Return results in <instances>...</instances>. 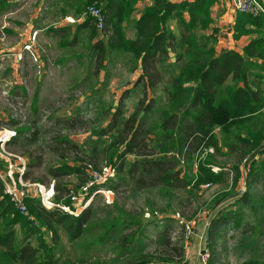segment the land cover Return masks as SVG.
<instances>
[{"label": "trees", "instance_id": "1", "mask_svg": "<svg viewBox=\"0 0 264 264\" xmlns=\"http://www.w3.org/2000/svg\"><path fill=\"white\" fill-rule=\"evenodd\" d=\"M136 2L137 0H87L78 9V14L97 4L106 17L104 29L98 30L94 18L87 14L85 23L75 32L70 27H63L62 34L59 35L64 39L63 45L65 41L75 44L82 35L81 29L87 28L90 40L96 39L91 49L97 56L98 74L102 69L105 70L106 61H115L121 54L131 57L133 68L141 65L143 73L135 84H143V97L139 101V107L143 105L150 89L153 92L159 84L165 83L163 96L158 97L159 104L153 97L143 111L134 112L125 120L123 133L116 138L117 146L114 148L125 144L119 157L126 154L145 157L154 155L157 151L175 152L182 161L185 156L192 159L196 153L205 151L204 156L198 157L199 160L195 163V172L193 168H189L190 172H186V176L174 169L178 162L176 157L140 160L143 169L141 178L137 180L138 185L145 183V180L154 179L157 183L153 182L151 186L160 185L163 189H172L177 182H182L183 187L192 188L189 190L192 194L203 183L225 182L226 175L229 174L235 189L243 176L240 165L244 159L258 150L263 151L264 124L250 131V137L237 136V141L243 148L237 155L239 160L242 159L238 165H220L214 159L215 153L207 149L213 147L215 151L220 150L215 127L220 126L226 131L234 126H244L264 106V97L249 86L247 73L249 66L254 65L248 57L264 59V16L237 12L234 38L250 33H257L258 36L244 48L243 55L228 51L218 57L215 53V33L218 29L212 26V6L217 0H152V4L136 20V37L132 39L127 37L123 24L134 12ZM171 19L177 20L179 36L169 27ZM211 28L213 33L206 34L205 31ZM70 34H73L72 40L66 38ZM102 35L106 37V41L101 39ZM171 46L177 52L173 63L168 62ZM230 75L236 84L223 86ZM240 83L244 85L240 86ZM157 105L161 118L156 123L161 129L158 134L161 142L156 144L155 150L149 142L150 137L156 135L151 133L153 129L149 127L146 113L154 111ZM29 130L31 128H18V136ZM35 134L33 132L32 135L36 138ZM136 136L139 140L135 142ZM60 139L61 142L70 143L67 135ZM235 148L238 147L235 145ZM117 152L118 149L105 153L109 160H104L103 164L97 165L91 160L88 162L95 168L112 165L118 171L121 166L118 159L115 160ZM255 159L254 157L249 172L245 174V189H238V193L234 194L238 197L235 201L237 208L224 209L220 206L209 222L207 244L212 253L209 264L215 261L217 252L214 245L221 239L222 229L228 225L240 226V216L245 206L257 209L255 201L259 196L254 194L253 188L260 178L264 182V159ZM2 165L0 161V167ZM215 165L221 168L219 172L212 169ZM87 171L88 168L69 162L52 168L51 175L56 180L54 201L75 209L70 200L74 190L63 178L75 175L84 183L88 179ZM24 178L29 180L28 172L24 174ZM229 197L228 193H224L222 199ZM26 202L28 215H22L4 193V184L0 178V264H77L70 252L62 247L61 232L66 233L70 243H80L83 252L78 259L84 264H187V220H179L173 216L176 219L173 220L176 229L172 224L167 226L160 236L161 245L151 251L148 250V225L142 221V212L125 209L117 199L113 204H105L106 215L102 217L95 214L92 204L80 214L73 215L59 206L46 207L39 197L27 198ZM33 238L36 244L33 243ZM97 246H100V251L108 247L114 256L106 260L96 256L92 251ZM244 264H264V261L250 258Z\"/></svg>", "mask_w": 264, "mask_h": 264}, {"label": "rangeland", "instance_id": "2", "mask_svg": "<svg viewBox=\"0 0 264 264\" xmlns=\"http://www.w3.org/2000/svg\"><path fill=\"white\" fill-rule=\"evenodd\" d=\"M46 1L47 5H52L47 15L49 21L46 20L51 24L50 30L60 25L66 14L74 13L78 2L80 7L87 2V0H72L71 3ZM43 2L44 0H30L29 6H21L16 10L14 18L5 19L6 21L0 25V43L7 37L11 41H16L17 38L18 42H22L30 33L25 29L24 22L28 14L37 12L39 17L41 14L46 15L47 10ZM35 20L31 23L33 28L38 30L37 55L26 54L20 60L14 55L0 57V130L18 131V128H31L21 136L17 133L14 137L16 139L13 138L8 144L12 152L24 156L27 160L25 171L28 172L31 182H40L46 186L52 182L55 184L56 180L51 175L52 168L63 162L87 168L86 163H89V160L100 165L105 163L104 160H109V156L105 153L118 149L115 160L118 159L121 168L116 173L118 175L108 181L105 187H109L114 192V201L117 199L125 209L142 212V221L148 225L146 230L149 237L148 250L151 251L161 245L160 236L167 226L172 224L176 229V219L187 220V224L191 225L192 234L188 237L191 241L193 233L200 235L204 232L205 217L210 222L220 206L224 209L237 208L235 201L238 197L234 194L238 193L240 185L238 184L234 189L229 174L226 175L225 182L211 183L209 186L203 183L192 194L189 192L192 188L183 187L182 182H177L172 189H163L160 185L151 186L153 182L157 183L154 179L145 180V183L141 182L138 185L137 180L141 178L143 169L140 160L176 157L178 162L174 165V169L179 170L180 175L186 176V172H190L189 168H193L195 172L198 157L204 156L205 151L196 153L192 159H187L185 156L182 161L175 152L157 151L156 154L145 157L133 154L119 157L124 151L125 144L114 148L117 146L116 138L123 133L125 120L134 112L143 111L148 106L149 96H156L158 102V97L163 96L162 89L165 83L159 84L153 92L150 89L143 105L139 107L143 95L142 84H133L128 88V85L134 81V73L131 71L134 64L131 62V57L121 54L115 61H106L105 70L102 69L98 74L96 73L97 56L91 49L96 39L90 40L89 33L85 32L75 44L65 41L63 45L62 36L53 41L46 39L45 36L40 37L43 25L37 24ZM66 20L64 21L68 22ZM9 21L17 25L10 28ZM7 30H14L17 36H9L11 34L8 35ZM66 38L72 40L73 34ZM101 39L105 40L106 37L102 35ZM12 60L18 62L17 67L12 66ZM123 94H127L128 97L119 99ZM119 100L123 101L119 102ZM146 115L149 127L153 129L151 133L156 135L150 137L149 143L156 150V144L161 142L158 135L161 129L156 123L159 117L161 118L158 105L154 111L147 112ZM33 132H36V138L32 135ZM64 135L69 137L70 143L61 142L60 138ZM138 140L139 137L136 136L134 141ZM210 152L215 153L214 159L220 165L233 166L231 156L229 159V155L221 149L219 151L212 149ZM260 158L264 159L263 151L260 152ZM2 163V169L6 171L7 164ZM170 165L173 167L172 162ZM261 179L253 188L254 194L259 196L255 201L257 209L254 211L245 206L241 212L240 226L228 225L222 229L221 239L214 245L217 253L213 264H244L250 258L264 261V182ZM63 180L68 182L73 190L79 183L82 184L80 178L75 175L66 176ZM142 185L146 187L141 188ZM224 193H228L230 197L222 199ZM105 200L103 194H98L88 206L81 207L78 203L79 208L69 213L78 215L92 204L95 207V214L102 217L105 214V204L114 202L106 203ZM182 215L187 219L182 218ZM61 237L62 247L70 252L71 258L77 264H84L78 259L83 252L80 243H70L64 232H61ZM32 240L36 244L35 239ZM249 243L250 245L247 246ZM92 252L105 260L114 256L108 247L100 251V246H97Z\"/></svg>", "mask_w": 264, "mask_h": 264}, {"label": "crops", "instance_id": "3", "mask_svg": "<svg viewBox=\"0 0 264 264\" xmlns=\"http://www.w3.org/2000/svg\"><path fill=\"white\" fill-rule=\"evenodd\" d=\"M28 1L30 2V0H0V25L4 21H6L5 19H11L12 17L14 18V15H16V10L19 7L21 6L26 7L27 5L29 6L30 4ZM57 1L58 2L61 1L63 3L72 2V0H57ZM169 1L181 2L183 0H169ZM189 1H192V0H189ZM260 2L264 4V0H260ZM78 3L76 6L77 10L75 9L74 13L69 12L68 14H66L65 15L66 18L64 17L65 19L62 20V23H60V25L58 26L56 25L55 29L50 30L51 24L48 23L49 20H48L47 15L48 13H50L49 9H50V6L52 5L51 4L50 6L49 4L47 5V1L44 0L43 5L47 10L46 15L41 14L39 17L37 16V12H35V14H31V13L30 15L28 14V18H26L24 22L26 24L25 29L27 30V32L30 31V33H28V35H26V37L23 38L22 42H18L17 38H16V41H11L10 38L7 37V39H5L4 41L0 43V57L6 56V55L16 56L17 53L22 51L24 43L28 42L33 31L36 30L38 32L37 29L33 28L32 23H31L34 19H36L35 22L37 24L40 23V25L41 24L43 25L41 26L42 31H41L40 37L45 36L46 39H50L52 41L59 38V34H61V29L63 27H70L72 28L73 32H75L76 29H78L85 23V19H86V16H84L83 13L78 14L77 11L78 9L81 8L78 5ZM151 4H152V0H137L134 12L123 24L128 38L133 39L136 37L135 22L141 17L143 10L147 6H150ZM186 16L188 17V14H186ZM212 17L214 19L212 26L213 28L218 29V32L215 33V36L217 38V41L215 43V53H216V56L218 57L228 51H235L243 55L244 48L250 43L252 39L258 36L257 33H250V34L242 35L238 39L234 38V28H235V23H236L237 12H235L233 7L231 6L230 0H217V2L212 6ZM69 19H73V21ZM64 20L68 22H65ZM9 24H10V28L17 25V23H13V21H9ZM169 27L173 30L175 35L179 36L180 31H179V27H178V23L176 19H171L169 21ZM213 28L208 29L207 31H205V33L206 34L213 33ZM7 31L9 32L8 35L11 34L9 36H15V37L17 36V32L15 33L14 30L12 31L7 30ZM27 32L25 34H27ZM85 32L89 33L88 29L82 28L81 33H85ZM37 39L39 40V38ZM104 41H106V39ZM169 56L170 57L168 59V62L173 63L176 61L177 52L176 50L172 49V46L169 47ZM248 60L254 63V65H250L249 68L247 69L249 86L254 92L256 93L259 92L260 95L264 97V59H260L257 57H248ZM13 62L14 61L12 60V66L14 68L17 67L18 62L17 61H15L14 63ZM131 71L132 73H134V81L132 84L128 85V88H131L133 84H136V82L138 81V78L143 73V68L141 65H138L136 68H133ZM229 84L230 85L236 84L233 81L232 75L228 77L226 83L223 86H226ZM243 85H244L243 83H240V86H243ZM127 97H128L127 94L125 95L123 94L119 96V99H125ZM141 97H143V95ZM153 97H156V96H153V95L149 96L148 99H151ZM121 101L119 100V102ZM262 124H264V106L250 121L246 122L244 126L242 125L239 127L234 126L232 128L226 129V131H224L222 127L220 126L215 127L214 132L218 139V147L222 151H224L226 154L229 155L228 156L229 159L231 156V160L234 162L233 166L238 165L240 163V160H242V159L239 160L237 156L239 152L243 151V148H241V145H240L241 143L237 141V136L240 135L242 137H250V131H252L255 128L262 127L263 126ZM235 145L238 148H235ZM262 145H264V142ZM7 148L10 150L8 145H7ZM212 149L213 147H210L207 150L211 151ZM252 152H254V150ZM253 155H254L253 158L255 157L257 160L258 158H260V152L258 153L254 152ZM0 161L6 163V161L1 158H0ZM240 169L243 172V169H244L243 163L240 165ZM0 170H3L2 167H0ZM239 185H240L239 189H242L243 186L245 185V172H243V176L240 178ZM76 207H77V204H76ZM205 218H206L205 219L206 221H205V226H204L205 227L204 232L200 235L194 233V236L193 237L191 236L192 240L191 241L188 240L186 242V259L189 264H200L199 257H198L199 251H200L201 246H203L205 241H207L206 231H207V224L209 223L207 217Z\"/></svg>", "mask_w": 264, "mask_h": 264}, {"label": "built area", "instance_id": "4", "mask_svg": "<svg viewBox=\"0 0 264 264\" xmlns=\"http://www.w3.org/2000/svg\"><path fill=\"white\" fill-rule=\"evenodd\" d=\"M231 6L235 12L250 13L253 15L264 16V4L260 0H230ZM89 14L94 18L95 26L98 30H103L105 26V14L100 6L93 4L88 7L87 11L83 13L84 16ZM73 21V19H69ZM38 32L35 30L31 34L28 42H25L22 51L16 54L20 60L26 54L33 56L37 55L36 47L38 46ZM17 131L15 129H1L0 130V158L6 161L7 170H0V178L4 184V193L8 195L13 202L15 208L22 214L28 215V206L26 199L30 197H39L41 202L48 208L59 206L70 213L74 209L69 205L58 204L54 201L56 191L54 182L46 186L40 182H31L24 178L27 168V160L24 156L16 154L7 148L8 143L15 137ZM264 153V145L262 146ZM254 155H249L243 161V172L247 174L250 169ZM88 179L80 184L77 189L72 191L70 196L71 204L74 208L76 204L81 203V207L88 206L94 197L98 194L105 196L106 203L114 201V192L109 188L104 187V184L116 176L117 170L112 165H104L101 168H95L91 164L87 165ZM219 167H213L214 171L220 170ZM211 183H207L209 186ZM243 189V188H242ZM241 189V190H242ZM149 215V213H147ZM179 215V213H178ZM209 226V223L207 224ZM187 237L192 234L190 224H186ZM194 234V233H193ZM212 253L208 247L207 241L201 246L199 251V263L209 264Z\"/></svg>", "mask_w": 264, "mask_h": 264}]
</instances>
